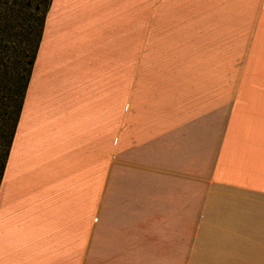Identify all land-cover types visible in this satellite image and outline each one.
<instances>
[{"label":"crops","instance_id":"1","mask_svg":"<svg viewBox=\"0 0 264 264\" xmlns=\"http://www.w3.org/2000/svg\"><path fill=\"white\" fill-rule=\"evenodd\" d=\"M0 264H264V0H52Z\"/></svg>","mask_w":264,"mask_h":264},{"label":"trees","instance_id":"2","mask_svg":"<svg viewBox=\"0 0 264 264\" xmlns=\"http://www.w3.org/2000/svg\"><path fill=\"white\" fill-rule=\"evenodd\" d=\"M52 0H0V186Z\"/></svg>","mask_w":264,"mask_h":264}]
</instances>
